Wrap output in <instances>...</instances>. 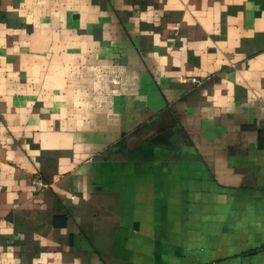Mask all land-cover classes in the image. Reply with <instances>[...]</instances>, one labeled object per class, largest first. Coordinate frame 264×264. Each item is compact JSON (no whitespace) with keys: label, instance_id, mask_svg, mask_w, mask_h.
<instances>
[{"label":"crops","instance_id":"crops-1","mask_svg":"<svg viewBox=\"0 0 264 264\" xmlns=\"http://www.w3.org/2000/svg\"><path fill=\"white\" fill-rule=\"evenodd\" d=\"M0 264H264V0H0Z\"/></svg>","mask_w":264,"mask_h":264},{"label":"built area","instance_id":"built-area-1","mask_svg":"<svg viewBox=\"0 0 264 264\" xmlns=\"http://www.w3.org/2000/svg\"><path fill=\"white\" fill-rule=\"evenodd\" d=\"M192 82H198L197 80H196V78H191L190 79ZM37 185L39 186V187H42L43 186V183H42V181L39 179V180H37Z\"/></svg>","mask_w":264,"mask_h":264}]
</instances>
